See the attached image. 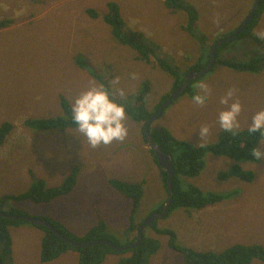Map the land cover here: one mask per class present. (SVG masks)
Wrapping results in <instances>:
<instances>
[{
	"label": "rangeland",
	"instance_id": "obj_1",
	"mask_svg": "<svg viewBox=\"0 0 264 264\" xmlns=\"http://www.w3.org/2000/svg\"><path fill=\"white\" fill-rule=\"evenodd\" d=\"M184 1L198 14L197 37L204 35L208 40L220 39L236 29L254 2ZM110 3L118 6L129 30L143 33L152 45L159 47L160 55L169 57L181 71L187 70L198 59L200 46L183 29L185 15L170 12L162 0H0V19L12 21L10 26L0 30V127L6 123L9 131L8 136L2 137L4 143L0 146V199L5 195L24 193L38 179L50 188L62 186L69 170L75 168L81 158L82 162L101 161L105 176L112 175L110 169H121L120 163L124 166V160H128L129 167L118 174L115 170L113 175L117 174L116 179L125 180H121L124 183H142V198L133 216L134 222L145 221L164 208L167 192L161 169L143 141L144 122L135 123L127 116L128 135L123 142L97 148L86 145L79 150L81 155L76 161L73 153L82 144L75 143L77 133L74 128L44 132L25 125L27 120L63 115V112L55 111L56 104L61 105L56 101L57 95L70 99L92 84L107 85L115 76L121 78L126 101L130 95H137L136 91L144 81L150 87L146 99L148 111L160 106L167 95L161 107L170 101L174 92L173 77L153 67L154 61L149 65L139 60L137 51L121 45L102 20ZM88 9L99 16L89 17ZM257 26L256 32L264 33V9ZM246 44L251 43L245 40ZM77 56L83 57L100 80L89 78L73 65ZM232 57L233 54L225 50L221 59ZM132 75L134 79L130 78ZM201 83L210 91L206 105H194L189 95H178L152 127L166 128L175 139L188 142L197 149L215 147L220 132L217 114L222 109L218 99L227 90H233L234 99L242 105L238 117L240 129H247L246 121L250 115L264 108V63L261 71L253 75L234 72L218 64L212 72L193 82L194 94ZM116 99L125 102L119 96ZM201 124L210 129L203 141L197 133L191 135ZM257 148L264 150L260 141ZM204 161L200 175L186 181L203 192L228 191L236 196L201 209L177 208L165 218L153 221L155 228L170 230L178 245L198 252L220 253L237 244L264 246V161L239 163L241 172L253 173L250 182L241 178L218 179V173L232 165L230 158L207 153ZM132 167L135 172L131 171ZM78 185H81L80 190L60 195L47 203L23 200L7 201L6 204L24 210L30 216L35 214L55 220L77 236H83L98 222H104L108 233L123 244L130 224V202L116 190L87 191L89 188L83 186L86 184ZM3 209L7 211L8 208ZM144 232L145 236L160 243L150 264H184L183 255L169 249L167 236H159L150 228H145ZM10 233L13 264H78L74 251L63 253L55 261L42 263L39 256L43 232L33 224L22 223L12 227ZM135 234L137 232L133 236ZM125 257L111 255L102 264H117ZM251 264L264 263L255 260Z\"/></svg>",
	"mask_w": 264,
	"mask_h": 264
},
{
	"label": "trees",
	"instance_id": "obj_2",
	"mask_svg": "<svg viewBox=\"0 0 264 264\" xmlns=\"http://www.w3.org/2000/svg\"><path fill=\"white\" fill-rule=\"evenodd\" d=\"M167 10L172 13H183L186 17V22L183 29L194 38V40L200 46V54L196 62L188 67L187 70L181 71L180 67L176 66L172 60L165 55H160L161 50L159 47L152 45L151 42L146 39L143 33H136L129 30L123 22L119 8L115 3L107 5L108 11L105 15L101 16L102 20L111 28L113 37L124 46L129 47L132 50L137 51V58L144 61L147 64H151L152 61L156 64L155 68H159L168 74L173 79V90L175 91L180 85H182L189 70L199 71L203 69L211 58V48L219 40H208L204 35L197 37V12L189 6L184 0H162ZM264 9V0H261L258 6V10L252 17L248 26L240 32L237 37L225 44L220 45L216 53V64H220L227 67L229 70L246 73V74H258L264 63V41L259 38V33L256 32V25ZM89 17L97 18L99 14L92 9L87 10ZM12 23L11 20L0 19V30L8 27ZM231 34V33H229ZM229 34L222 36L220 39L229 36ZM245 40H248L251 44L245 45ZM243 42V43H242ZM228 51L233 54L229 60H222L221 56L224 51ZM236 54H242L240 57H235ZM75 65L85 70L91 77L100 80L95 72L89 67L86 61L81 56H77L74 60ZM192 83L187 85L181 96L187 94L190 97L194 95L192 92ZM149 83L144 81L137 89L134 97H127L126 111L127 116L135 123L144 122L143 128L147 121L156 115L163 102L167 99L164 97L162 104L157 105L153 110L148 111L146 108V99L149 91ZM176 100V99H175ZM61 105L59 108L63 115L58 117H48L31 119L25 122V125L29 128L39 131H49L53 129L63 130L66 128H73L68 121L62 117L67 112V101L63 98L60 99ZM163 114V113H162ZM8 132L7 124H3L0 127V143L2 137ZM149 134L152 136L155 143L165 153L171 154L173 158V180H172V206L170 211L177 208L187 209H201L208 205H214L221 201H228L234 198L235 193L228 191H222L221 193H215L211 191L203 192L199 190L195 185L188 183L186 179L198 177L200 172L204 168V156L208 153L212 156L227 157L234 161L247 162L256 161L251 156V150L257 148L259 142L258 134L253 133L250 137L247 133V129L242 128L239 130L237 136H231V134L225 133L220 129L218 133V139L215 142L217 146H205L208 148H194L190 146L188 142L177 140L174 135L166 128L151 127L149 128ZM221 135L220 139L219 136ZM143 141L146 143V138L143 133ZM192 145V144H191ZM195 146V145H193ZM212 147V148H211ZM154 156V153L149 149V153ZM154 161L157 164L156 157ZM158 165V164H157ZM160 168V167H159ZM161 169V168H160ZM161 178L164 181L167 196V173L161 169ZM73 172L66 182L56 188H44L42 183H33L30 185L27 191L18 195H5L0 199V264H13L12 259V236L10 229L12 227L20 226L24 221L14 220L6 218L5 216H30L24 210L16 209L6 204L7 201H23L31 200L33 203H47L52 199L68 193L70 188L74 185ZM252 172H241L239 165L228 167L225 170L218 173V178L221 180H227L229 178H241L247 182L252 180ZM111 186L126 200L130 202V224L124 234L123 244L119 243L113 238L107 231V227L104 222H98L90 230H88L83 236H77L71 233L65 226L59 222L52 220L48 217L42 216H30L36 219L44 220L58 232L60 236L67 241L62 240L56 233L50 231L45 226L33 225L37 229L43 232V237L40 243V256L39 259L42 263L52 262L57 260L63 253L67 251L77 252L79 264H102L106 257L110 255L122 256L117 264H150L151 257L155 255L160 247V243L152 238L143 235L142 242L139 246L134 248H127L126 250H113L105 244L95 245L91 247L75 246L72 243L83 244L91 243L95 241H107L117 247L131 246L136 240V233L139 226L143 222H134L133 216L142 198V183H124L119 180H111ZM8 208L7 211H3V207ZM163 209L157 210L154 213H161ZM169 211V212H170ZM5 215V216H4ZM146 228H150L155 234L159 236H167L169 238L168 247L173 252H178L183 255L184 264H251L255 260H259L264 263V246L260 244H237L231 246L223 252H198L191 249H186L178 245L175 241V235L170 230H159L155 228L154 222L150 223ZM145 230V229H144Z\"/></svg>",
	"mask_w": 264,
	"mask_h": 264
},
{
	"label": "clouds",
	"instance_id": "obj_3",
	"mask_svg": "<svg viewBox=\"0 0 264 264\" xmlns=\"http://www.w3.org/2000/svg\"><path fill=\"white\" fill-rule=\"evenodd\" d=\"M254 3H255V0L253 2V5ZM251 9L249 10V12L251 11ZM247 15L245 16V18L247 17ZM251 19L249 20V22L251 21ZM243 20L240 22V24L243 22ZM248 24L245 26V28L248 26ZM257 25L255 27L256 29L258 27ZM236 29H234L230 33L232 34ZM258 35H259V38L264 39V33H260ZM73 65L78 70L84 72L89 78H91V76L85 70H82L75 65L74 59H73ZM216 65L218 64H216V53H215V62L210 68V70L207 73H205L202 77L192 79L188 83V85L190 83H192L193 85L194 81H196L197 79L203 78L205 75L212 72V70L214 69ZM201 70L199 71L192 70V71L200 72ZM130 78L134 79L135 77L134 75H132ZM197 87L199 88V91L196 94L192 95L191 103L197 106H204L209 100L210 91L208 87L203 83L199 84ZM117 96L120 97L121 101H125V102L118 101L116 99ZM61 98L67 101V112L64 114L62 118L68 121V123L74 128V131L77 133V135H75L74 137L77 138L81 143L86 142L87 145L90 146L91 148H97L101 145L108 146L114 142H123L126 139L128 135V129L126 126V121L128 118L127 111H126V92H125V89L121 86V78L119 76L113 77L108 82L107 85L104 83L92 84L89 87L83 90H80L78 93L73 95L70 99L66 98L62 94H59L56 97L57 103L60 102ZM218 103L222 106V109L217 114V123L219 125V128L223 132L231 134V136L233 137L237 136L240 130V123H239L238 117L241 114L242 105L240 104L238 100L234 99L233 90L229 89L222 96H220L218 99ZM48 110L49 112H51L50 109ZM56 110L61 112L59 108V104H56L55 111ZM246 123H247L248 135L251 137L253 133L258 134L260 144L264 146V108H260L254 111L250 115ZM53 130H58V129H53ZM8 132H6L5 136H8ZM193 133H197L200 141H203L209 135L210 129L207 125L201 124L191 132V135ZM3 143L4 142H1L0 146ZM29 143L33 144L34 142L29 141ZM50 152L52 151L50 150ZM251 156L256 161H264V150H262L261 148H253L251 150ZM215 157H219V156H215ZM241 163H244V162H241ZM234 165H239V162L232 160V165H230L229 167H233ZM36 183H42L44 188H50L45 185V182L42 179H38ZM2 210L5 211L4 209Z\"/></svg>",
	"mask_w": 264,
	"mask_h": 264
},
{
	"label": "water",
	"instance_id": "obj_4",
	"mask_svg": "<svg viewBox=\"0 0 264 264\" xmlns=\"http://www.w3.org/2000/svg\"><path fill=\"white\" fill-rule=\"evenodd\" d=\"M260 3V0H255V3L251 9V11L249 12V14L247 15V17L243 20V22L237 27V29L228 37L221 39L219 41H217L211 48V59L209 61V63L207 64V66L202 69L200 72H195V71H189L187 77L185 78L184 82L182 85H180L171 95L170 101H168L167 104L163 105L162 107H160L159 111L156 113V115H154L153 117H151L147 123L145 124L144 128H143V133L144 136L146 138V143L149 147V149L154 153V156L156 157V161L158 166L163 169L166 173H167V191H168V196H167V201L166 204L162 210L161 213H154L151 215V217L145 221H143V223L139 226L138 230H137V234H136V240L133 243V245L127 247V246H122V247H117L115 245H113L110 242L107 241H95V242H91V243H83V244H77V243H72L75 246H80V247H91V246H95V245H100V244H105L106 246H108L109 248L113 249V250H117V251H122V250H126L127 248H134L140 245V243L142 242L143 239V235H144V228L152 223L155 220L158 219H162L165 218L172 206V180H173V173H174V167H173V158L171 156V154L169 153H165L161 150V148L158 146L157 143L154 142L152 136L149 134V128L150 126L161 117V114L163 112V110L172 102V100L177 97L178 95L182 94L186 88V86L188 85V83L192 80V79H196L199 77H202L205 73H207L210 68L212 67V65L215 62V51L216 49L220 46V45H225L228 42L232 41L233 39H235L237 37V35L245 28V26L248 24L249 20L251 19V17L253 16V14L255 13V11L258 8V5ZM5 216V215H4ZM6 218L9 219H14V220H20V221H24L26 223H30L33 225H38V226H45L47 229H49L50 231L56 233L62 240L67 241L65 238H63L62 236H60L58 234V232L55 230V228H53V226H51L50 224H48L46 221L44 220H40V219H36L30 216H15V217H9V216H5Z\"/></svg>",
	"mask_w": 264,
	"mask_h": 264
},
{
	"label": "crops",
	"instance_id": "obj_5",
	"mask_svg": "<svg viewBox=\"0 0 264 264\" xmlns=\"http://www.w3.org/2000/svg\"><path fill=\"white\" fill-rule=\"evenodd\" d=\"M181 95H179V96H181ZM162 101H163V99H162ZM167 107L163 110L162 113L165 112V110L167 109ZM153 108H154V106H153ZM75 140H76L75 143H79V145L82 144L81 147L76 148V151H75L76 153H73V156H74L75 161H76V160H78V158L81 155V153H79V150L82 151V149H83L82 147H85L87 144H86V142L81 143L78 139H75ZM81 160H83V158L80 159V162L77 164V166L75 168H72V169L69 170L68 176L64 178L63 183L66 182L67 178L70 175H72L73 172L76 173L74 175V185L68 191L69 193L75 192V191L81 189V185H78V183H84V184H86V185H83V186H86L87 188H89V189H87V191H102L105 188H107L109 191L115 192V189L111 186L110 181L111 180H119V179H116V176L119 173V171L120 170L122 171L123 169L128 168L129 165H130V163H129L128 160H124V162L126 164L123 166L120 163L121 169H110V171L112 172V175L111 174H108L107 176H105L104 173H103L105 166L102 163H99L101 161H98V162H88V161L82 162ZM65 162H67L66 159H65ZM68 164H69V166H72V164L70 162ZM115 170L118 171V172H117V174L113 175ZM131 171H134V167L131 168ZM110 175H111V177H109ZM121 180L122 179H120L119 181H121ZM122 181H125V180H122ZM56 187H59V186H56ZM56 187H53V188H56ZM32 215L33 216H36L35 214H32ZM36 235L39 238V233L36 232ZM42 237H43V235H42ZM40 243H41V241H40ZM77 263H78V257H77Z\"/></svg>",
	"mask_w": 264,
	"mask_h": 264
},
{
	"label": "flooded vegetation",
	"instance_id": "obj_6",
	"mask_svg": "<svg viewBox=\"0 0 264 264\" xmlns=\"http://www.w3.org/2000/svg\"><path fill=\"white\" fill-rule=\"evenodd\" d=\"M167 201V200H166Z\"/></svg>",
	"mask_w": 264,
	"mask_h": 264
}]
</instances>
